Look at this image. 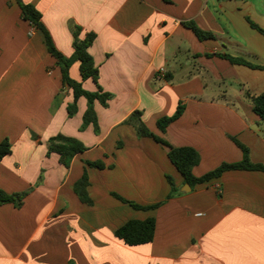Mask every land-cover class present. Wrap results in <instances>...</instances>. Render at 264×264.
Segmentation results:
<instances>
[{
	"label": "crops",
	"instance_id": "1",
	"mask_svg": "<svg viewBox=\"0 0 264 264\" xmlns=\"http://www.w3.org/2000/svg\"><path fill=\"white\" fill-rule=\"evenodd\" d=\"M20 1L41 12L66 56L74 53V26L82 29L80 39L97 34L89 52L100 85L114 97L108 107L95 103L100 134L92 125L81 131L86 99L69 117L73 93L42 32L23 19L16 0H0V143L12 144L0 164V189L31 190L21 209L0 205V264H264V173L227 171L189 191L168 149L124 124L139 110L148 129L172 147L196 149L197 177L242 161L231 138L264 165V120L247 98L264 93V70L218 56L264 66V35L248 21L264 30V0ZM189 23L213 37L199 39ZM70 75L82 80L79 63ZM83 86L97 90L92 80ZM180 104L183 115L162 133L158 120ZM59 134L88 148L69 169L58 154L48 156V141ZM100 160L105 169L85 164ZM85 171L93 206L74 191ZM167 176L179 189L170 199ZM112 194L162 205L136 210ZM151 217L152 243L130 247L115 237L128 221Z\"/></svg>",
	"mask_w": 264,
	"mask_h": 264
},
{
	"label": "trees",
	"instance_id": "2",
	"mask_svg": "<svg viewBox=\"0 0 264 264\" xmlns=\"http://www.w3.org/2000/svg\"><path fill=\"white\" fill-rule=\"evenodd\" d=\"M16 1L22 11L23 19L30 22L35 29L42 32L48 52L55 58L57 65L61 69L64 85L72 90L74 98L73 103L69 104L67 107L69 117H74L77 114L78 101L80 98H85L87 101V109L83 116L81 131H84L88 126L92 125L95 134H100L99 118L95 110V103L99 102L103 107H108L109 101L112 100L114 96L113 94L104 91V89L100 85L99 68L96 66L94 58L89 52L90 48L93 46L97 38V34L94 32H90L84 39H80V33L82 29L78 26H74V53L71 56H66L56 47L49 30L42 22L41 12L31 4L23 3L20 0ZM248 21L253 28L264 35V30L262 28H260L250 19H248ZM185 25L188 28L192 29L199 39H207L213 37L212 34L201 31L194 23ZM218 56L228 60L233 65H243L253 69L264 70V66L254 65L242 57H234L228 54H219ZM75 63H79V72L82 78L81 81L73 79L70 75V70ZM163 79L168 82L170 81L171 77L165 74ZM87 80L93 81L97 88L96 91H89L84 88L83 83ZM247 98L251 100L256 115L264 120V93L259 95H251L250 93H247ZM184 111L185 106L183 104H180L174 115L163 117L158 120L157 128L162 133H165L167 128L183 115ZM142 115L143 113L137 110L130 115V117L124 122V124L132 126L135 129L138 138H153L157 143L167 148L169 159L182 175L184 184H189L193 189L197 185H203L213 180L219 179L223 175V173L227 171L246 170L260 171L264 173L263 164H256L251 161L249 148L241 143L238 139L231 138L243 153L242 161L233 164L223 163L218 168L206 173L203 176L197 177L194 175L193 170L200 163L201 158L199 152L191 147H172L166 140L154 134L148 129V127L142 120ZM87 150L88 148L81 141L63 134L54 136L48 141V156H50L52 153L58 154L60 157V163L67 169L71 167L73 159L78 154L83 153ZM11 152V141L9 138H5L0 143V164L5 157L11 154ZM85 164L90 168H106L105 163L101 160L95 162L87 161L85 162ZM167 180L172 188V192L168 197V199H170L179 193V189L175 186V182L172 177L167 176ZM88 187L89 175L87 171H85L81 179L75 183L74 191L83 204L93 206L94 201L89 195ZM30 193L31 190L21 193L8 194L0 189V205L14 204L16 208L21 209L23 207L24 199ZM112 195L121 202L130 205L136 210H156L162 205V203H160L152 206H143L135 202L126 200L118 194ZM156 227V219L152 217L145 220H130L115 231V237L123 241L127 246L130 247L146 245L154 241Z\"/></svg>",
	"mask_w": 264,
	"mask_h": 264
},
{
	"label": "water",
	"instance_id": "3",
	"mask_svg": "<svg viewBox=\"0 0 264 264\" xmlns=\"http://www.w3.org/2000/svg\"><path fill=\"white\" fill-rule=\"evenodd\" d=\"M186 187L188 188L189 191H191L192 188H191V186L189 184H186Z\"/></svg>",
	"mask_w": 264,
	"mask_h": 264
},
{
	"label": "built area",
	"instance_id": "4",
	"mask_svg": "<svg viewBox=\"0 0 264 264\" xmlns=\"http://www.w3.org/2000/svg\"><path fill=\"white\" fill-rule=\"evenodd\" d=\"M160 73H161L163 76L165 75V71H164V70H162Z\"/></svg>",
	"mask_w": 264,
	"mask_h": 264
},
{
	"label": "rangeland",
	"instance_id": "5",
	"mask_svg": "<svg viewBox=\"0 0 264 264\" xmlns=\"http://www.w3.org/2000/svg\"><path fill=\"white\" fill-rule=\"evenodd\" d=\"M170 177H172V176H170ZM173 178V177H172ZM186 186V185H185ZM184 188V187H183Z\"/></svg>",
	"mask_w": 264,
	"mask_h": 264
}]
</instances>
